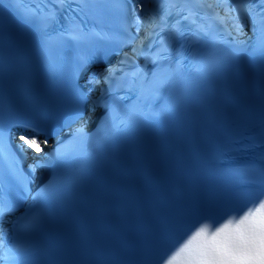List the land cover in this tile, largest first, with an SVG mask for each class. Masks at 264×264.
<instances>
[{"label":"snow or ice","instance_id":"snow-or-ice-1","mask_svg":"<svg viewBox=\"0 0 264 264\" xmlns=\"http://www.w3.org/2000/svg\"><path fill=\"white\" fill-rule=\"evenodd\" d=\"M71 7L70 0H0L5 72L14 73L17 53L29 43L28 37L18 34L13 27L17 17L35 26L45 52L95 39L113 41L118 50L107 58V66L95 75L77 73L88 88L84 96L94 97L92 111L98 107L107 109L101 125L113 113H120L122 97L114 93L123 90H135L140 107L125 114L120 123L130 125L138 119L136 113H143L141 101L147 104L184 67L176 59L182 55L176 48L181 39L196 44L223 43L230 46L232 56L249 47L254 53L264 54V0H133L131 9L127 5L112 6L124 12L119 34L95 28L86 30L66 15L63 18L67 24L57 30L61 16ZM49 29L56 34L49 35ZM246 29L251 35L246 34ZM197 56L200 58L196 59ZM193 58L196 62L192 68L196 72L217 67L226 59L196 52ZM89 60L81 57L80 66L87 65ZM164 61H168L167 69L163 67ZM73 118L83 121L79 106ZM72 134L83 138V123ZM40 135L41 130L32 127L30 132L18 136L19 152L32 160L28 165L30 173L75 154V141L50 148L49 139H41ZM10 139V125L6 123L0 127V158L10 160V172L23 185L26 178L17 167L20 160L10 150ZM254 147L262 149L258 165H237L218 173L236 192L220 190L207 177L180 165L162 170L149 183L144 193L146 200L167 193L175 196L176 201L158 221L146 258L125 259L117 252L100 250L73 251L66 246L64 236L38 259L29 238L39 227L41 216L29 208L13 219L22 201L6 194L0 196V222L11 224L0 228V264H264V141ZM51 184L49 180L39 187L33 200L41 197Z\"/></svg>","mask_w":264,"mask_h":264}]
</instances>
